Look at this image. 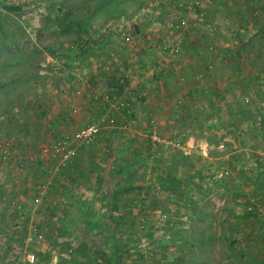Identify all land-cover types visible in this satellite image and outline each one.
Returning <instances> with one entry per match:
<instances>
[{"label": "rangeland", "instance_id": "374dc122", "mask_svg": "<svg viewBox=\"0 0 264 264\" xmlns=\"http://www.w3.org/2000/svg\"><path fill=\"white\" fill-rule=\"evenodd\" d=\"M0 23V264H264V0H0Z\"/></svg>", "mask_w": 264, "mask_h": 264}, {"label": "built area", "instance_id": "2783aa9c", "mask_svg": "<svg viewBox=\"0 0 264 264\" xmlns=\"http://www.w3.org/2000/svg\"><path fill=\"white\" fill-rule=\"evenodd\" d=\"M171 52L173 53L174 51H171ZM111 105L115 109L121 108V104H118L117 101H113ZM103 122H109L112 124L114 122V118L109 116V112H106V111L102 112L99 116V123H92L88 128L79 131L77 133V139H82L84 142H87V143L95 141L96 136L99 133L101 123ZM181 152L183 155H189L190 153L187 150V148H183Z\"/></svg>", "mask_w": 264, "mask_h": 264}, {"label": "trees", "instance_id": "16d2710c", "mask_svg": "<svg viewBox=\"0 0 264 264\" xmlns=\"http://www.w3.org/2000/svg\"><path fill=\"white\" fill-rule=\"evenodd\" d=\"M9 10H13V11H20L21 10V8L19 7V6H9V7H7ZM0 28H3V26H2V24L0 23ZM227 89H229V90H227ZM226 90L227 91H230V88H226ZM233 91H244V88H242V89H234ZM228 106H230V105H228ZM181 154H182V152H181ZM183 155V154H182ZM184 157H185V155H183ZM116 193V192H115ZM117 194V193H116ZM117 198V197H116ZM115 201H116V199H115ZM114 201V202H115ZM115 208H117V206L116 207H111V210L112 211H115ZM118 209H119V207H118ZM109 260H114V262H117L116 261V259H113V258H110Z\"/></svg>", "mask_w": 264, "mask_h": 264}]
</instances>
